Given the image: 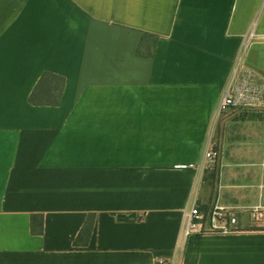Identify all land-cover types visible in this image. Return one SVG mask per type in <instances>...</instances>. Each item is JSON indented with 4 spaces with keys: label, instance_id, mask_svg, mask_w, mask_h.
<instances>
[{
    "label": "crops",
    "instance_id": "1",
    "mask_svg": "<svg viewBox=\"0 0 264 264\" xmlns=\"http://www.w3.org/2000/svg\"><path fill=\"white\" fill-rule=\"evenodd\" d=\"M262 15L264 0H0V264H264V121L216 115ZM45 74L56 105L30 101ZM193 203L236 210L239 231L181 250Z\"/></svg>",
    "mask_w": 264,
    "mask_h": 264
},
{
    "label": "built area",
    "instance_id": "2",
    "mask_svg": "<svg viewBox=\"0 0 264 264\" xmlns=\"http://www.w3.org/2000/svg\"><path fill=\"white\" fill-rule=\"evenodd\" d=\"M259 37L264 42V35H256L254 29L249 30L243 37L230 78L217 103V116L233 110L264 114V72L248 62L250 48ZM218 155V150L207 148L203 155L204 163H213ZM250 214L256 223L263 220V212L259 207L252 209ZM238 231L236 210L226 209L217 204L206 210L193 203L184 212L179 248L182 250L186 240L192 235L232 234Z\"/></svg>",
    "mask_w": 264,
    "mask_h": 264
},
{
    "label": "trees",
    "instance_id": "3",
    "mask_svg": "<svg viewBox=\"0 0 264 264\" xmlns=\"http://www.w3.org/2000/svg\"><path fill=\"white\" fill-rule=\"evenodd\" d=\"M51 79H55L60 82L62 81V78L57 77V76L48 75V74L43 75L37 85V89H35V91L30 96V101L32 103H36L38 99H42L44 97V98H47V101H46L47 103H53L54 105L58 104V94L48 92V90L45 91V88H44L45 84H47ZM38 90H40L39 92H41V94H38ZM54 90L60 91V88L55 87ZM254 115L258 116L257 114H254ZM213 178L214 176H210V179H213ZM93 217H94L93 215H89L87 217L85 224L83 225V227L81 228V230L79 231V233L77 234L73 242L74 246L83 247L87 244L88 239L90 237L91 229L93 226ZM31 221H32V225L34 226V222H35L34 216H32ZM40 226H41V223H40Z\"/></svg>",
    "mask_w": 264,
    "mask_h": 264
},
{
    "label": "rangeland",
    "instance_id": "4",
    "mask_svg": "<svg viewBox=\"0 0 264 264\" xmlns=\"http://www.w3.org/2000/svg\"><path fill=\"white\" fill-rule=\"evenodd\" d=\"M261 29L264 32V15H262V19H261ZM248 62L255 68L264 72V42L260 39V37L255 40L254 44L250 48L249 55H248ZM257 115L258 116L254 114L253 115L248 114V115L238 116L234 114V115H228L227 118L235 119V120L253 118V119L264 121V114H257ZM216 160H215V163H216ZM206 175L209 179L208 184L215 186V181H217V171H216L215 165L213 169L206 172ZM210 176H214V178L210 179Z\"/></svg>",
    "mask_w": 264,
    "mask_h": 264
}]
</instances>
